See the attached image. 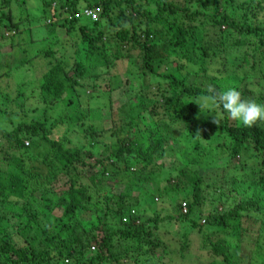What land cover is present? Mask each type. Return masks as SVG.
<instances>
[{
    "label": "trees",
    "instance_id": "obj_1",
    "mask_svg": "<svg viewBox=\"0 0 264 264\" xmlns=\"http://www.w3.org/2000/svg\"><path fill=\"white\" fill-rule=\"evenodd\" d=\"M14 1L0 0V23L14 33L10 38L11 45L17 41L15 37L19 39L23 22L20 18L15 21ZM41 1L48 31L52 32L60 25V18H63L62 25L69 26L68 33H73L75 27L80 29V36L89 48L86 70L104 72L124 59L125 49H137L142 62L140 73L146 79L155 77L157 85L154 86L156 91L151 92L145 83L146 91L139 93L145 100L128 104L127 135L115 139L112 145H106L104 152L97 154L94 149L99 146L98 133L94 126L86 128L87 116L78 95L81 79L71 75L56 59L52 50L54 42L50 41L42 53L37 52L17 64L16 68L23 67L41 56L50 60L38 85L41 106L35 109L38 118L30 119L29 115L21 113V109L27 110L25 98L11 100L4 97L6 102L18 106L21 120L17 125L9 121L14 126L7 130V118L4 119L0 111V140L7 142V151L1 154L3 165L0 164V264H160L166 257H170L168 264H171L177 255L185 258L191 241L189 234L177 255L171 257L165 252L156 255L155 251L161 247L155 238L160 218L156 216L139 225L135 223L132 212L137 204L128 201L132 196L122 189L128 187L129 190L134 184L119 179V170L125 166L124 174L129 172L135 182H155L156 170L161 171L166 165L153 161V155L173 142L174 126L178 124L185 126L199 151L220 132L225 133L230 138L226 144L230 151L229 164L241 158L250 146L256 153L264 155V123L230 126L222 108L200 112L195 104L200 95L214 94L210 85L215 81L205 78L211 67L220 78L229 71L238 75L244 67L248 72L246 79L264 80V0ZM85 10L98 11L97 21L81 17ZM117 11L121 13L118 19ZM83 18L87 21L81 23ZM103 20L108 24L110 36L100 27L98 31H88V21L98 27ZM140 20L146 21L147 30L138 31L135 22ZM153 25L160 26V31H154ZM1 36L5 38V32ZM107 46L113 50L111 56L97 52ZM235 51L239 55L233 57ZM1 58L0 82L5 77V72H1ZM237 61L239 64L236 65ZM186 63L198 66L192 80L179 73ZM76 69H81V65ZM207 82L211 84L206 85ZM217 82L214 84L218 85ZM251 84L248 82L243 86L245 93L249 89L246 85ZM56 105V112L48 114L49 108ZM148 119L152 125H142ZM61 127L66 129L63 135L56 133ZM77 127L81 139L90 140L89 147L86 146L88 142L84 145L74 143L78 136L71 134L76 133ZM156 138L159 141L156 142ZM39 140L49 148L44 155H35L28 147ZM189 162L178 168L181 180H177L174 188L177 192L185 189L187 210L184 213L179 205L178 217H168V220L186 223L188 226L185 227L190 229L188 233L198 230L200 236L205 234L213 252L223 257L219 264H233L234 259L215 245L211 240L212 233H205V230L225 229L232 219H240L243 213H250L257 207L259 199L238 203L225 214L204 215L200 212L205 203L204 178L194 169L201 162V155L194 154ZM247 164L236 162L232 177L240 182H255L264 188V159L261 168ZM44 174L46 180L40 181ZM108 176L111 178L107 179ZM113 179L116 181L110 182ZM110 184L118 194L104 191ZM94 190L97 191L95 195L101 197L97 209L106 204V214L113 220L87 230L78 211L95 207L90 205L94 201L95 196L91 193ZM117 197L121 204L114 210L109 206ZM10 225L20 229L17 237L22 240L21 244L3 240V229ZM100 233L102 236L98 241ZM92 247L98 251L89 256Z\"/></svg>",
    "mask_w": 264,
    "mask_h": 264
},
{
    "label": "rangeland",
    "instance_id": "obj_2",
    "mask_svg": "<svg viewBox=\"0 0 264 264\" xmlns=\"http://www.w3.org/2000/svg\"><path fill=\"white\" fill-rule=\"evenodd\" d=\"M173 1L184 2V0ZM85 5L84 3L81 4L83 7ZM13 7L15 21H18L19 18L23 20L22 24H20V37L19 39L15 37L17 41L13 42V45H11L10 38L14 33L6 30L0 23V57H2L1 63L3 64L1 72H5V77L0 82V95H3L0 98V111L3 118H7L5 123L8 129H6L13 128L21 120L18 106L6 102L4 97H9L10 99L16 97L25 98L27 110L21 109V113L24 112L29 115L30 119L38 118V112L35 111V109L41 107L38 100V85L42 82V77L47 70L45 65L50 60L44 59L41 56L39 59L32 60L23 65V67H16L22 60L30 59L37 52L42 53L44 48H47L49 42L53 41L52 50L55 53L56 59L64 64L65 69L71 75H75L81 79L82 86L78 88V95L82 102V110H84L87 116L86 128L94 126L95 131L98 133L99 146L95 147V153L101 154L105 151L106 145H112L115 139H122L123 136L127 135L126 116L128 114V104H138L145 100L139 96L140 91L142 93L146 91L144 88L146 86L145 83L150 88L149 90H152L151 92L156 91L154 86L157 85L155 77L150 76L146 79L140 73L139 70L142 64L140 51L131 48L125 49L124 59L118 61L115 67L107 68V70L104 69V72L86 70L85 65L89 48L88 43L80 36V29L75 27L73 33H68L69 26L62 25L63 18H60V21H62L60 25L56 26L54 31H48L45 28L47 23L44 17L45 7L41 0H15ZM96 13L98 14V11ZM115 16L118 19L121 16L120 11H117ZM80 21L84 23L87 19L83 18ZM135 24L138 31L148 29L147 23L144 20L136 21ZM107 25L105 20L100 21L98 27L90 21L87 22L88 31L94 29L98 31L97 29L100 27L104 28L107 35L110 36L111 34ZM153 29L154 31H160V26L153 25ZM2 32H5V38L1 36ZM110 46L105 47L106 50L98 49L97 52L111 56L113 50ZM236 55H239V53L235 51L233 57ZM235 64L237 65L239 62L237 61ZM79 65H81V69H76ZM196 67L198 66L186 63L179 73L182 77L192 80L198 72V68ZM234 69L236 70L237 68L234 66ZM210 71L205 78L211 82L218 81L217 84L219 86L214 84L215 82L212 84L207 82L206 85L210 83L211 90L214 93H220L227 88L233 87L239 90L245 98L264 102V80H253L251 77L246 79L247 77L245 78V76L248 72L244 67L237 72L238 75L234 76V72L229 71L223 74L222 78L213 73L215 71L214 68L211 67ZM81 72H83L82 75ZM170 72L173 71L170 70ZM165 73L168 72L166 71ZM248 82H252L253 84L246 85V89H249L245 93L246 91L243 86ZM56 109H58V105L49 108L48 114L50 112L52 114V111L55 113ZM227 117V122L230 126H243L228 115ZM9 121H12L14 125L11 126ZM142 125L151 126V119L144 120ZM174 127L173 142L169 146H166L165 150L162 148L153 155V161L164 162L166 165L161 171L159 169L156 170L157 177L155 182H135L129 172L124 174L125 166H121L123 170H119L121 171L119 179L131 181L134 184L129 189L130 191L127 189L128 187L122 189L124 193L132 196L131 200L128 201L136 202L137 204L133 210L134 212H132L135 213L133 215L135 223L139 225L149 219H155L156 216L160 218L161 222L157 225L155 238L158 239L161 247L155 251L156 255L160 256L162 252L170 254L169 256L171 257L174 254L177 255L178 251L182 249L185 238L189 234L191 241L189 242L187 252L184 254L185 258L177 255L171 264H219L223 262V257L213 252V248L206 242L205 234L200 236L201 234L197 233L198 230L188 233L190 229L185 227L188 226L186 223L168 220V217H178L180 213L179 205L183 208V204H187L186 200H184L185 189L179 192L174 190L177 180L181 178L178 168L181 165L187 166L190 163L189 159L194 154H200L201 162L194 169L198 170L204 178L202 194L205 203L200 209L201 213H204V215H221L234 209L238 203L259 199L257 207H254L250 213H243L240 219H232L225 229L206 228L205 233H212L211 240L213 243L227 251L235 261H233V264H264V188L255 182H240L232 177V169L236 162L243 163L245 161L249 167L261 168L264 155L256 153L253 147L250 146L241 158L233 160L229 164L227 163V158L230 156V151L226 147V144L229 143L230 138L225 133L220 132L214 140L203 144L206 147L204 150L199 151L195 149L196 142L188 134L183 124H178ZM65 130L64 127H61L56 130V133L63 135L66 133ZM79 131L77 127L76 133L71 134L78 136L74 140V143L84 145L88 142L86 146L89 147L90 140L84 137L81 139L82 135L78 134ZM112 135H116V137ZM131 136L134 138L133 133ZM155 141L157 142L159 139L156 138ZM6 143L5 140H0L1 165H3L1 154L3 151H7ZM28 147L31 148V152L35 155H44L49 150L40 140L38 143H31ZM175 160L177 161L173 164ZM129 161L131 162V160ZM40 163L38 162V165L42 166ZM132 171L133 168L130 169L131 173H133ZM110 178L111 176L107 177V179ZM39 179L40 181H45L46 175L44 174ZM114 181L116 180H110L113 183ZM104 191L118 194L112 184L109 187H104ZM91 193L95 197L93 203L90 205H95V207L83 208L78 211L79 219L87 230L99 227L103 222H111L113 220L111 216H107L106 214V204H101L97 209L99 206L98 201L101 199L99 195H95L97 191L94 190ZM120 204L121 201L117 197L109 207L114 210L119 209ZM202 224L204 225L203 220ZM3 230V240L5 242L22 243V240L17 237L20 230L17 226L10 225L4 227ZM101 236L102 234L100 233L97 238L98 241L101 239ZM91 249V252L88 254L89 256L94 255L98 251L94 247ZM169 261L170 257H166L160 264H168ZM122 262H125V260H122Z\"/></svg>",
    "mask_w": 264,
    "mask_h": 264
},
{
    "label": "clouds",
    "instance_id": "obj_3",
    "mask_svg": "<svg viewBox=\"0 0 264 264\" xmlns=\"http://www.w3.org/2000/svg\"><path fill=\"white\" fill-rule=\"evenodd\" d=\"M200 112H214L217 108L243 126H251L256 122H264V102L245 98L236 88L230 87L220 93L200 95L195 100ZM217 124L219 121L215 120Z\"/></svg>",
    "mask_w": 264,
    "mask_h": 264
},
{
    "label": "built area",
    "instance_id": "obj_4",
    "mask_svg": "<svg viewBox=\"0 0 264 264\" xmlns=\"http://www.w3.org/2000/svg\"><path fill=\"white\" fill-rule=\"evenodd\" d=\"M85 17L87 19H90L92 21H97L98 19V14L96 13V11H92V10H85L84 13L81 15V17ZM186 205L183 204V212H186Z\"/></svg>",
    "mask_w": 264,
    "mask_h": 264
}]
</instances>
